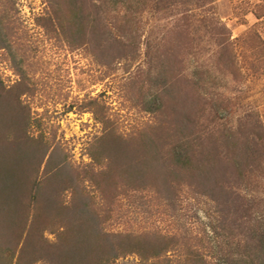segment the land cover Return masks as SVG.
<instances>
[{
	"label": "rangeland",
	"instance_id": "rangeland-1",
	"mask_svg": "<svg viewBox=\"0 0 264 264\" xmlns=\"http://www.w3.org/2000/svg\"><path fill=\"white\" fill-rule=\"evenodd\" d=\"M103 1L112 0H0V171L20 173L21 200L16 219L0 205V264H69L68 231L81 218L68 208L78 206L100 229L101 253L121 254L107 264H192L183 261L192 251L207 264L264 260L256 162L241 179H220L231 198L224 202L222 189L213 194L182 171L167 194L150 174L133 180L112 150L102 153L109 161L95 159L109 130L134 158L153 139L167 143L170 159L176 117L203 137L227 127L247 150L254 118L264 123V0H128L99 9ZM128 4L137 19L121 36L124 48L114 24ZM79 7L82 25L73 16ZM155 97L158 114L148 110ZM161 238L176 239L180 253L152 258ZM92 249L83 255L95 257L85 253Z\"/></svg>",
	"mask_w": 264,
	"mask_h": 264
},
{
	"label": "trees",
	"instance_id": "trees-1",
	"mask_svg": "<svg viewBox=\"0 0 264 264\" xmlns=\"http://www.w3.org/2000/svg\"><path fill=\"white\" fill-rule=\"evenodd\" d=\"M127 2L128 0H112L110 1V3L109 1H103L99 9H104V7L109 5L111 6L112 4V7H118L120 3L121 5L123 4L125 6ZM131 8L132 6H129L128 4L126 8L128 9V15L125 14L122 20H117L116 24H114L117 30V39L115 42L118 43L117 46L119 47H127V44L123 45V43H126L128 39L123 42V40H121V36L122 34L126 35L125 32L129 27V29H131L132 31L133 27L131 26H136L135 22L137 19V15L135 12L131 11ZM73 16L75 21L79 25H82V23H84L86 19V15L82 7H79L77 12L74 11ZM124 35L123 38H125ZM111 39L115 40L113 36L111 37ZM129 39L131 40L130 45H132V48L133 46H135V48L138 49L137 34H131ZM133 52H136L137 54V50L134 49ZM152 101L153 102L150 104L154 107H150V109L148 110L150 112L158 114L160 111H162V106L157 105L159 99L155 97ZM177 120L179 119L176 117L174 129L172 130L173 141L171 146L170 159L167 158L166 153H164L163 151L167 143H165V141H161V143L158 144V142L154 141L153 139H148V145H143L141 150L143 151V155L141 157L134 158L131 155L127 154L126 148L125 151L123 150L125 145L119 140V138L121 139L122 137L118 136L112 130L106 132L104 135L105 137H102L101 142H99L96 154L97 157H95V159H99L98 161L103 163L104 159L106 158H104L102 153L106 150H112V152L114 151L115 154L118 156L117 160L124 161L125 159L129 164L128 166L131 169L133 168L132 171L137 173L136 176L134 175L135 173H128L129 176L133 178V180L137 179V177H139L140 175L141 177H143V179H146L147 181V178L151 175L152 177L150 178L156 181V186L158 187V189L163 192H166L167 194L173 193L175 191L174 188H176L177 186L176 184L179 182V177H177L176 171L184 172L186 177H188V180L190 181L196 179L199 185L209 186L210 192H213L214 194L215 189L218 188L226 192V188L223 187V185H220L223 177L226 178L228 174L236 173L238 175V178L241 179L246 172H249V163L256 162V170H261V172L264 170V123L258 117L254 118V122L251 126L252 128L249 127L247 133L248 137H246L245 134L243 136L244 139L246 137L248 140L250 139V136L253 137V140L247 150L243 147L242 144H240V142H237V139L233 134H231V131H229L227 127L224 128V131L220 135L217 134L215 130H211L209 131L206 137H203L202 132L200 130L202 128L199 125H194V122L193 125H191V121H189L186 126H182L178 124ZM178 134H180V136H178ZM1 135H3V133H1ZM104 140L106 141L103 142ZM0 142L3 143L4 141L2 142L1 140ZM23 146H25L23 148H25L26 151L27 143H24ZM28 147L29 146H27V149H29ZM108 159L109 158H107L106 160L109 161ZM137 160L142 163V165L138 169L140 171H137V169L135 168V165L138 163ZM122 163L126 165V162ZM250 172L253 173L254 171L251 170ZM19 174L18 176H16V178H13L12 172H9L7 175H5L2 174V171H0V205L2 206L1 209H3V212L5 213V215H7V217L10 216V218L14 219L18 218V209L21 205V200L16 195V187L19 184ZM57 176L59 177V175ZM56 178L57 177H55V179ZM228 193L229 192H226V195L223 197L224 202H228L231 200L229 196L230 194ZM68 212L70 214L74 213L75 215H79V218H81L80 221L79 219L73 221V226L72 224H70L71 229L73 227V230L70 229L68 231L69 233H71V235L73 234L72 239H74L73 242L69 244L71 249L69 248L67 251H64V257L65 259L68 258L70 262L69 264H85L87 261L89 262V259L87 257H91V259L95 258V264H107L121 255L117 253V250H112V252L108 254L101 253L102 242H99V240L97 239V237L100 236L99 233L101 232L100 229H98L97 227V223L90 218V214L88 213L87 207H71L68 208ZM19 221L20 220H18L17 222ZM260 232V234L258 233L257 235V239L261 249L263 250L264 231ZM88 235H90L89 239L87 238ZM93 238L97 239L96 241L98 242L93 243L91 241L93 240ZM107 241V238L104 239L105 243ZM174 242H176V239L174 238H172L171 240H168L167 238H161L159 242L155 244L154 250L151 252V254H153L152 258H162L171 251L176 252V254H179V244L176 247V245H172L174 244ZM87 247H91L93 249L91 250V252L85 253L92 255L95 254V257L83 255L84 253L82 251V248L85 249ZM254 255L255 253L253 255H250L249 257L252 258V256ZM237 256L239 257L240 255L237 254ZM184 257L185 258L183 259V261L187 260L190 261V263L192 264H207L205 262V256L201 254L200 251H192V253L188 254L187 256L185 255ZM253 258L254 259H250L248 261V264H264V260L260 256V254H256ZM165 263L172 264L170 260L165 261ZM243 263L246 264V262ZM159 264H164V262H161ZM234 264L241 263L238 262Z\"/></svg>",
	"mask_w": 264,
	"mask_h": 264
}]
</instances>
